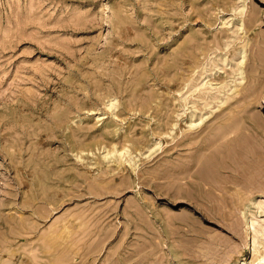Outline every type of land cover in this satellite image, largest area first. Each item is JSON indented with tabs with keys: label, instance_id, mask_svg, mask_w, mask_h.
<instances>
[{
	"label": "rangeland",
	"instance_id": "obj_1",
	"mask_svg": "<svg viewBox=\"0 0 264 264\" xmlns=\"http://www.w3.org/2000/svg\"><path fill=\"white\" fill-rule=\"evenodd\" d=\"M263 189L264 0H0V264H251Z\"/></svg>",
	"mask_w": 264,
	"mask_h": 264
},
{
	"label": "bare ground",
	"instance_id": "obj_2",
	"mask_svg": "<svg viewBox=\"0 0 264 264\" xmlns=\"http://www.w3.org/2000/svg\"><path fill=\"white\" fill-rule=\"evenodd\" d=\"M196 126H198V125L192 124L190 127H196ZM257 192L259 193V198L260 197L264 198V193H263L264 189L263 190H259ZM256 201H254V200L250 201L249 208L253 207V206H256L257 207V211L256 212H252L251 211V216H253V217H252V219L249 222H247V225H249L251 230L254 232L253 251H254L255 256L260 253V249L259 248L262 247V245H264V243H262L260 241L261 238H262V241L264 242V221L259 223L258 221H256V217H255L257 215H259L261 217H264V201H263V203H257ZM244 214L246 215V213H244ZM257 227H259V229ZM246 248H248V244L246 245ZM260 258H261V260H259V258H256L251 264H264V255L262 254L260 256ZM243 264H246V263L244 262Z\"/></svg>",
	"mask_w": 264,
	"mask_h": 264
}]
</instances>
